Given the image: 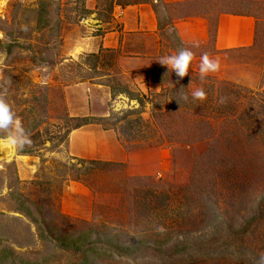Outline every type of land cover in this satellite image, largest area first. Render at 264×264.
Returning a JSON list of instances; mask_svg holds the SVG:
<instances>
[{"label":"rangeland","instance_id":"obj_1","mask_svg":"<svg viewBox=\"0 0 264 264\" xmlns=\"http://www.w3.org/2000/svg\"><path fill=\"white\" fill-rule=\"evenodd\" d=\"M141 4L156 24L143 49L122 35ZM221 13L252 15L255 41L201 80L174 21ZM181 49L183 78L158 62ZM95 83L107 115L81 114ZM0 95L31 141L0 153V264L264 255V0H0Z\"/></svg>","mask_w":264,"mask_h":264},{"label":"crops","instance_id":"obj_2","mask_svg":"<svg viewBox=\"0 0 264 264\" xmlns=\"http://www.w3.org/2000/svg\"><path fill=\"white\" fill-rule=\"evenodd\" d=\"M160 1L170 4H181L188 0ZM123 15L124 17H128L127 13ZM155 25L151 4L136 5L133 15L129 16L127 20H123L122 35L124 38L137 34L143 35V49L152 44L151 35H155ZM174 27L177 37L183 45L193 47V43L198 42L199 47H194L198 55L194 58V61L200 65L201 56L205 53L211 59L222 60L224 58V52L251 46L255 41L257 24L254 17L250 14L221 13L216 17L214 24H211L209 19L204 16H191L175 19ZM158 42L155 41V44H158ZM154 45L153 47H155ZM142 77L145 81L146 76L142 75ZM151 85L152 83L148 84L149 87ZM105 87L107 86L97 83L92 87H87L89 92H87L86 109L84 111L81 110V114L83 112H86L88 115L108 114L105 110V104L107 103L110 91H104ZM96 108H100L101 113L96 112Z\"/></svg>","mask_w":264,"mask_h":264},{"label":"clouds","instance_id":"obj_3","mask_svg":"<svg viewBox=\"0 0 264 264\" xmlns=\"http://www.w3.org/2000/svg\"><path fill=\"white\" fill-rule=\"evenodd\" d=\"M193 47H199L198 42H194ZM193 58L194 53L191 50L181 49L175 55L161 57L158 62L171 69L177 77L183 78L188 75ZM219 68V60L209 58L207 53L203 54L200 63V79H205L208 73L216 72ZM191 98L203 101L206 98V92L203 88H199L191 93ZM180 99L187 101L188 96L181 94ZM0 133L5 134L3 147L12 156L22 152L24 147L31 143L21 123L16 119L11 106L2 95H0ZM255 264H264V255H260Z\"/></svg>","mask_w":264,"mask_h":264},{"label":"bare ground","instance_id":"obj_4","mask_svg":"<svg viewBox=\"0 0 264 264\" xmlns=\"http://www.w3.org/2000/svg\"><path fill=\"white\" fill-rule=\"evenodd\" d=\"M1 141V140H0ZM0 153L3 156H7L9 153L5 151L4 147H3V143H0Z\"/></svg>","mask_w":264,"mask_h":264}]
</instances>
